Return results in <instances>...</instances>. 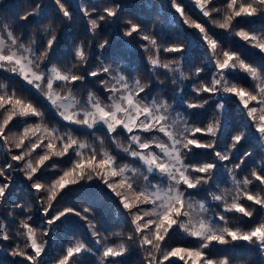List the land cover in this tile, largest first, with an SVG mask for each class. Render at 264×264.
Instances as JSON below:
<instances>
[{
	"label": "snow or ice",
	"instance_id": "6c2138e0",
	"mask_svg": "<svg viewBox=\"0 0 264 264\" xmlns=\"http://www.w3.org/2000/svg\"><path fill=\"white\" fill-rule=\"evenodd\" d=\"M54 3L60 23L73 19V12L62 0ZM187 5L198 9L205 19H192L184 3L170 0V7L182 23L195 30L193 36L203 46L204 65L192 71L190 93L180 95L176 89L173 92L179 97L177 103L185 105V112L204 109L213 97H221L215 101V118L203 127L195 126L186 114L175 112L168 100L153 95L150 82L133 77L129 69L116 63L121 57H113V63L105 64L101 57L112 47L108 39L99 44L80 41L71 53L65 54L70 63L53 64L52 55L60 39L51 22L43 28L44 38L29 34L27 43L23 33L17 35L9 27L11 21L0 24V70L17 77L27 86L25 91L34 90L35 96L42 98L62 122L61 126H49L45 111L33 99L10 84L0 83V155L4 157L0 161V208L10 198L12 173H22L29 190L36 194L37 211H42V223L46 225L42 230L34 227L30 223L33 217L28 215L32 207L13 201L12 206L24 216L16 231L10 234L8 225L0 220V250L7 251L3 242H9L10 255L19 258L13 264H47L43 256L47 254L48 241L41 237L48 236L57 222L63 223L70 214L88 221L95 247L78 241L64 249L55 264H86V259L80 257L88 256L94 258V264H126L129 245L123 240L108 243L110 237L102 235L96 223L84 215L90 208L81 212L74 207L58 210L54 205L60 202L58 197L63 199L65 189L71 190L69 186L92 187L93 182L97 187L102 185V194L122 207L130 226L127 241L143 254L139 264H233L229 255L216 257L214 252L219 246L235 250L243 246L241 242L254 249L260 257L259 264H264V66L257 67L238 51L223 47L212 31L221 29L264 54V28L246 30L255 23L252 18L264 20V0H222L220 4L216 0H187ZM75 6L86 20V31L93 40L98 30L103 32L115 25V36L120 35L122 27L121 39L130 38L124 42L139 45L148 70L157 80L161 74L172 75L173 84L176 74L181 80L188 79L182 71V61L191 41L187 45L168 44L166 38L158 40L147 25L133 19L121 25L123 9L117 0H108V6ZM44 14V0H33V6L19 16V21L32 18L39 24ZM161 53L179 55L162 60ZM238 72L250 79L251 86L233 78ZM202 73H210L207 82ZM90 83L96 91L87 89L86 98L79 97L77 89ZM163 83L159 80L160 85ZM188 95L193 98L186 99ZM224 97L234 99L243 124L236 126L239 130L229 135V142L221 148L219 136L229 102ZM32 118L35 121L29 123ZM15 120L25 125L19 133L10 127ZM77 132L91 139L81 140ZM250 135L257 141L261 161L249 174L238 178L253 153L245 151L236 157L235 152ZM198 149L210 150L211 159H204ZM65 157L69 165L66 168L54 162ZM121 159L128 162L121 163ZM222 171L227 172L232 187L220 189L214 181ZM46 172L53 176L46 177ZM202 195V199H196ZM207 197L221 211L209 215ZM227 213L238 214L239 221L246 217L255 222L248 228L234 226ZM179 234L181 239L192 238L195 246L167 247L166 239Z\"/></svg>",
	"mask_w": 264,
	"mask_h": 264
},
{
	"label": "trees",
	"instance_id": "16d2710c",
	"mask_svg": "<svg viewBox=\"0 0 264 264\" xmlns=\"http://www.w3.org/2000/svg\"><path fill=\"white\" fill-rule=\"evenodd\" d=\"M62 2L65 3L69 11L74 14L71 21L60 23L57 16V6L54 0H44L45 14L44 17L39 20V24H37L32 18H29V21H19V16L33 6V0H0V24L11 21L9 27L14 28L17 35L23 33V39L27 43L29 34L35 35L37 38H44L43 28L51 22L52 26L56 29L58 39H60V44L56 46V51L52 55L53 64L70 63V57L65 54L71 53L75 44L80 41H84L86 44H99L101 40L108 39L112 43V47L107 49L104 53L107 59H104V56L101 57L105 64L113 63V57H121L116 63H119L122 68L129 69L133 77H139L142 82H150L154 89L153 95L161 96L168 100V102L173 105L175 112L186 114L190 122L194 123L195 126L203 127L209 120L215 118V101L221 99L219 96L213 97L212 101L206 105L204 109L199 110L189 109L185 112V105L177 103L179 97L176 93L180 95H183L184 91L190 93L194 79L191 73L196 66L204 65V59L202 58L203 46L198 45L197 39L193 36L195 30L182 23V18L170 7V0H117V2L122 4L123 9L120 21L121 25L124 20L133 19L134 22H141L147 25L151 29L152 34L157 36L158 40H165L166 38V43L168 44L185 43L187 45V42L191 41V44L187 45L185 59L182 61V71L188 79L181 80L179 75L176 74V83L173 84L172 75L165 76L161 74L159 75V80L164 81L163 85H160L157 77L152 75L148 70L146 56L143 51L139 49V45L133 47V44H135L134 41L131 43L124 42L125 40H130V38L121 39L122 27L118 30L120 35L115 36L114 33L117 31L115 25L103 32L98 30L95 40L92 39V34L86 31V20L82 18V13L76 8V3H85L91 8L94 6H108V0H62ZM180 2L186 5V11L192 19H196L198 22L205 19L199 13L198 9H195L191 5H187V0H180ZM216 3H222V0H216ZM252 19L255 20V23L246 26V30L249 28H264V20L258 18ZM241 26L243 25H237V27ZM208 27L211 28V25H208ZM212 31L216 33L223 47L238 51L247 62L257 67L264 66V54L259 53L258 49H252L238 37L234 35L230 36L221 29L216 28L212 29ZM61 33H63V38H61ZM185 37L187 39H185ZM178 55L179 54L161 53V59H172L173 56ZM61 57H63V59H61ZM95 63L96 61L93 60V64ZM208 67L210 68L211 65H208ZM201 76L204 77L207 82L210 73L207 75L202 73ZM9 77L10 74L0 70V83L10 84L24 96L33 99L37 105L45 111L46 121L49 126H61L62 122H60L54 112L48 108L47 103L42 98H37L35 96L34 90L25 91L27 86L23 85L17 77ZM233 78L238 83H242L245 86H251L252 84L250 79L242 72L235 73ZM87 89L96 91V88L90 83L85 88L77 89V95L86 98ZM173 89H176V93L173 92ZM97 94L103 97L101 92H97ZM185 98L191 100L193 97L188 95ZM223 99L229 102L227 106L228 115L223 118V128L219 136L221 148L229 142L227 137L235 134L239 130L236 126L243 124V121L240 119L238 105L234 99H230L229 97H224ZM193 113H195L194 117ZM34 121L35 118H32L28 122L32 123ZM24 126V123L19 120L13 121L10 125L14 133L21 132ZM77 135L81 140L91 139L90 137L82 135L80 132H77ZM197 135L199 136V134ZM16 151L18 150H14V152ZM196 151L198 154H202L204 159H211L212 154L210 150L198 149ZM245 151H251L253 155L243 166V172L239 173L238 178H242L244 175L249 174V170L261 161V156L257 151V141L252 135H250L247 140L241 142L238 146V151L235 152V156L240 157ZM121 157H123L122 153ZM3 159L4 157L0 155V161H3ZM66 160L67 157H65L64 160L56 159L54 162L59 164L61 168H66L69 166ZM120 162L126 163L128 161L121 159ZM12 176L11 195L8 202L0 208V220L8 225L10 234L16 231L19 221L24 219V216L19 215V210L12 206L13 201H15L24 204L25 207H32V212L28 213V215L33 217L30 223L39 230H42L46 225L42 223V211H37L39 204L35 202L36 194L34 190H29V182L23 178L22 173L13 172ZM45 176L51 177L53 173L46 172ZM214 181L219 183L220 189L232 187L230 177L226 171H222L218 177L214 178ZM69 188L71 190L65 189L64 193H62L63 199L58 197L60 200L59 203L54 202L56 209L60 210L64 207H74L77 211L83 212L84 208H90L91 211L89 213H84V215H86L89 220H93L96 223L97 230L102 235H108L110 237L108 243H119L123 240L129 245V253L126 254L125 257L126 264H139L143 254L134 243L127 241V234L130 230V226L126 222L123 209L114 202L112 198L102 194L100 190L103 186L100 185L97 187L96 182H93L92 187L81 184L69 186ZM202 198L203 195L196 197V199ZM207 200L210 205L209 215L221 211L220 208L216 207V202H213L210 197H207ZM248 203L250 204L251 202ZM9 213H12V215L10 216ZM226 215L229 218V223L234 226L239 224V226L243 228H248L253 226L255 222L246 217L243 218V221H239L237 219L238 214L227 213ZM112 233H120L121 235L115 236L111 235ZM180 236H182V234L173 235L171 239H166V246L169 248L177 246H195L196 242L192 238L185 236L181 239ZM41 240L48 241V247L46 248L47 254L43 256V260L46 261L47 264H55L56 260L64 254V249L78 241L86 242L90 246L95 247L91 232L88 229V221L73 214L68 215L67 218L63 220V223L57 222V226L54 227V230H52L48 236H42ZM8 243L9 242H3V246L7 251L0 250V264H13V261L19 260V258L10 255L11 247H8ZM241 244L243 246H237L235 250H233L231 246H219L215 250L214 256L221 257L229 255L233 264H259L260 257L256 254L255 250L251 249L244 242H241ZM98 255L99 253H97V256ZM80 259H86V264H94V258L91 256L80 257ZM179 264H183V262H179Z\"/></svg>",
	"mask_w": 264,
	"mask_h": 264
}]
</instances>
